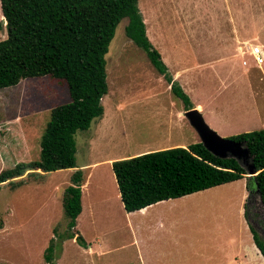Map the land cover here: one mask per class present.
Returning a JSON list of instances; mask_svg holds the SVG:
<instances>
[{"label":"rangeland","instance_id":"374dc122","mask_svg":"<svg viewBox=\"0 0 264 264\" xmlns=\"http://www.w3.org/2000/svg\"><path fill=\"white\" fill-rule=\"evenodd\" d=\"M137 7L150 42L192 105H201L213 130L231 138L264 127V62L251 53L254 44L264 52V0H138ZM2 18L0 5V39L7 36ZM127 21L124 17L117 25L105 55L103 117L75 133L77 166L102 161L91 168V184L83 192L85 214L87 198L93 201L94 223L81 218L75 236L65 238L63 195L72 168L1 182L0 264H46L43 254L50 243L58 264H141L107 160L186 146L200 136L183 115L185 103L127 36ZM69 100L67 85L50 75L0 88V172L39 158L50 109ZM244 177L247 181V173ZM241 186V179L223 183L170 209L169 222L156 235L177 236L180 264H207L211 255L225 263L227 254L239 251L236 244L226 243L245 234ZM249 216L264 235V206L258 195ZM77 232L84 237L82 243L76 241Z\"/></svg>","mask_w":264,"mask_h":264},{"label":"trees","instance_id":"16d2710c","mask_svg":"<svg viewBox=\"0 0 264 264\" xmlns=\"http://www.w3.org/2000/svg\"><path fill=\"white\" fill-rule=\"evenodd\" d=\"M137 2L0 0L7 31V36L0 39V88L16 85L22 78L50 75L67 85L70 96L69 101L50 109L39 158L3 169L0 183L25 173L77 167L75 133L89 128L94 119L103 115L101 99L108 92L105 55L124 17L128 19L127 36L146 52L173 94L185 103L184 110L192 108L182 86L150 42ZM231 138L245 142L257 172L247 179L248 203L252 205L254 195H258L264 206V127ZM112 170L127 211L231 182L247 173L236 158H220L200 140L113 160ZM83 178L82 170L77 168L64 189L63 206L68 218L65 238H73L76 233ZM246 215L254 242L264 256V235L252 223L248 211ZM83 240L78 233L76 241ZM43 256L46 264H58L53 243Z\"/></svg>","mask_w":264,"mask_h":264},{"label":"crops","instance_id":"0c3cea01","mask_svg":"<svg viewBox=\"0 0 264 264\" xmlns=\"http://www.w3.org/2000/svg\"><path fill=\"white\" fill-rule=\"evenodd\" d=\"M256 45L259 46L260 48L262 46L259 44H254L253 46H256ZM252 47H251V53H252ZM262 53L264 56L263 51ZM263 62H264V59H263ZM243 64H246L245 60L243 61ZM192 108H197L198 110H200L201 105L196 103V104H193ZM113 160L114 158H109L107 160L108 163H110L111 168H112ZM101 162L102 161H97V162L95 161L92 163H87L86 165H82L80 167L77 166L75 168H72L74 169L73 171L79 168L80 170H82L83 176H84L83 183L81 186L82 210L80 214L77 216L76 226L79 223L81 218H83L84 220L85 219L88 220L91 224L94 223L95 221V209L93 206V201H91L89 198H87V202L89 203V213L85 214V200H84L83 192L84 190L87 191V188L89 190V187L91 184V179H90L91 172H92L91 168L93 166L97 167L98 165L101 164ZM68 169H71V168H68ZM240 179H241L242 186H241V206H240L239 211H241V222L243 225L242 228L245 234L241 236H236V237L231 236L228 238L227 243H226L228 247H232L233 245L236 244L239 247V251H237L236 253L230 254V255L227 254L229 258H228V261L225 263L222 262L224 258L220 261H217L216 256H212V255L208 256L206 260L209 263L207 264H264V256L254 242L253 234L250 229L249 220L246 215L247 211L249 213V209L251 206L250 203H248V206L246 205L247 199L249 198V192L247 189V181L245 177L240 178ZM210 189H213V188L209 187V188L195 191L193 193L186 194L180 197L163 199V200H160L158 202H155L153 204H150L148 206H145L141 209L134 210V211L125 210L123 202H122V206H123L124 213H125L124 218L126 220V226L131 230V235H132L131 242H133V245H137V249H136L137 258L141 260V264H180L179 259H181L180 258L181 250L178 244V239H176L177 236H175V238H172V237L170 238L167 236L156 235V231L165 227V221L169 222L170 215L168 214L170 213V209H172L173 206H177L181 204L182 201H186V200L193 201L195 197L201 195L202 193L206 191H209ZM118 195H120V193ZM105 213H106V210H105ZM145 231L151 232V234L145 235L144 234ZM170 241L173 243L174 246L171 245ZM90 246H92L91 243H89V248H91ZM90 251H92V249H90ZM99 252L101 253L102 251L99 250Z\"/></svg>","mask_w":264,"mask_h":264},{"label":"water","instance_id":"95a60500","mask_svg":"<svg viewBox=\"0 0 264 264\" xmlns=\"http://www.w3.org/2000/svg\"><path fill=\"white\" fill-rule=\"evenodd\" d=\"M2 22L5 23L4 17ZM183 115L198 132L200 141L210 152L220 158H236L245 166L248 176H253L257 173L252 162L250 149L244 141H237L219 135L206 123L203 114L197 108L187 109L183 111Z\"/></svg>","mask_w":264,"mask_h":264},{"label":"built area","instance_id":"2783aa9c","mask_svg":"<svg viewBox=\"0 0 264 264\" xmlns=\"http://www.w3.org/2000/svg\"><path fill=\"white\" fill-rule=\"evenodd\" d=\"M252 54L254 55V57L258 63L263 62L264 56H263L262 50L259 46L256 45V46L252 47Z\"/></svg>","mask_w":264,"mask_h":264}]
</instances>
